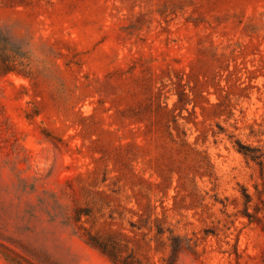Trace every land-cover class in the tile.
I'll use <instances>...</instances> for the list:
<instances>
[{
  "label": "rangeland",
  "instance_id": "rangeland-1",
  "mask_svg": "<svg viewBox=\"0 0 264 264\" xmlns=\"http://www.w3.org/2000/svg\"><path fill=\"white\" fill-rule=\"evenodd\" d=\"M0 264H264V0H0Z\"/></svg>",
  "mask_w": 264,
  "mask_h": 264
},
{
  "label": "trees",
  "instance_id": "trees-1",
  "mask_svg": "<svg viewBox=\"0 0 264 264\" xmlns=\"http://www.w3.org/2000/svg\"><path fill=\"white\" fill-rule=\"evenodd\" d=\"M168 113H171L169 110H165V114L167 115ZM173 117H175V116H173ZM169 135L172 137V134L169 132ZM185 143V142H184ZM186 147H188L189 149H191L190 148V145H188L187 143H185L184 144ZM242 148V150H244V151H240L241 153H243V155L244 156H246V157H250V158H255L254 157V155H252L253 153V151H252V149H250V148H246V147H241ZM192 150V149H191ZM192 151H194V150H192ZM195 153H197V154H200V152H196V151H194ZM130 159H127V160H125V166L128 168H130Z\"/></svg>",
  "mask_w": 264,
  "mask_h": 264
}]
</instances>
